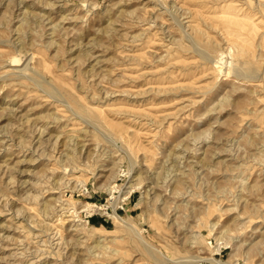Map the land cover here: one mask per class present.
I'll return each mask as SVG.
<instances>
[{"label":"rangeland","instance_id":"1","mask_svg":"<svg viewBox=\"0 0 264 264\" xmlns=\"http://www.w3.org/2000/svg\"><path fill=\"white\" fill-rule=\"evenodd\" d=\"M0 264H264V0H0Z\"/></svg>","mask_w":264,"mask_h":264},{"label":"bare ground","instance_id":"2","mask_svg":"<svg viewBox=\"0 0 264 264\" xmlns=\"http://www.w3.org/2000/svg\"><path fill=\"white\" fill-rule=\"evenodd\" d=\"M245 67V66H244ZM249 67V66H248ZM246 68V70H248L249 68H247V67H245ZM250 70V69H249ZM244 72H245V70H244ZM251 73H252V71H250ZM249 71L247 72V73H250ZM247 73H245V74H247ZM246 76H249V75H246ZM254 78V77H253ZM93 105V104H92ZM80 106V105H79ZM95 106H93V108L91 109V113H90V110H89V108L87 109V110H89V111H87V112H89L87 115H93L94 116V121H97V122H101V123H103V122H105V120H104V118L102 117V115L100 114V112L102 111L103 112V110H102V108H101V111H99L98 110V108L96 109V108H94ZM96 107H98V106H96ZM81 108V107H80ZM100 108V107H99ZM84 110V109H83ZM79 112V111H78ZM82 112V111H81ZM85 111H83V113H84ZM105 114V113H104ZM81 115V114H80ZM84 116H85V114H83ZM106 116V115H105ZM89 117V116H88ZM91 117V116H90ZM86 118V117H85ZM91 118V119H92ZM93 119H92V121H93ZM109 120V119H108ZM93 121V122H94ZM112 121V120H111ZM113 122V121H112ZM92 123V122H91ZM96 123V122H95ZM107 123H108V121H107ZM97 124V123H96ZM105 124V123H104ZM113 124V123H112ZM95 125V124H94ZM109 125H111V124H109ZM107 126V125H106ZM103 129V128H102ZM110 129H111V127H110ZM113 129V128H112ZM114 129H116V128H114ZM110 131H112V130H110ZM113 133V132H112ZM97 169V168H96ZM71 171V170H70ZM82 180V179H81ZM83 181V180H82ZM66 200V199H65ZM91 206V205H90ZM100 208V207H99ZM91 209V208H90ZM93 210V209H92ZM62 215V214H61ZM214 224V223H213ZM212 227V226H211ZM197 232V231H196ZM195 239V238H194ZM98 243V242H97ZM100 243V242H99ZM100 247V246H99Z\"/></svg>","mask_w":264,"mask_h":264}]
</instances>
